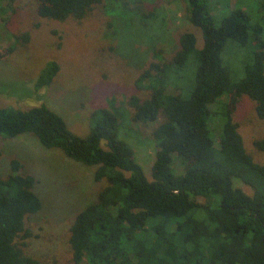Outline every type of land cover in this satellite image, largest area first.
Instances as JSON below:
<instances>
[{"label":"trees","instance_id":"1","mask_svg":"<svg viewBox=\"0 0 264 264\" xmlns=\"http://www.w3.org/2000/svg\"><path fill=\"white\" fill-rule=\"evenodd\" d=\"M35 2L40 17L59 22L80 21L99 8L107 18L105 34L115 42L108 49L123 60L129 57L120 49L121 34L141 30L150 40L146 26L157 17L145 10L153 0ZM258 2L264 17V0ZM186 3L189 21L202 31V47L183 33L166 58L151 41L150 61L142 62L134 81L141 93L130 95L126 109L111 104L93 110L86 135L72 132L44 104L0 106V137L32 135L44 148L93 167L94 182L103 184L68 230L72 264H264V163L247 153L235 121L243 96L264 120V28H251L238 8L218 18L215 0ZM28 36L22 35L24 42ZM228 41L255 45L236 82L221 58ZM58 71L56 62H47L34 90L49 87ZM127 115L131 123L153 125L150 177L119 136ZM253 147L264 152V138ZM37 183L17 160L0 166V264H41L25 251L27 221L43 208Z\"/></svg>","mask_w":264,"mask_h":264},{"label":"rangeland","instance_id":"2","mask_svg":"<svg viewBox=\"0 0 264 264\" xmlns=\"http://www.w3.org/2000/svg\"><path fill=\"white\" fill-rule=\"evenodd\" d=\"M215 2L218 18L226 16L229 9L238 8L249 16L251 28H264L258 0ZM36 5L35 0H0V106L29 109L44 104L81 136L88 133L93 110L111 104L126 109L130 95L141 93L134 81L143 70L142 62L150 61L147 51L151 41L166 58L177 49L183 33L195 36L197 49L203 44L201 29L189 21L186 0H153L145 5V10L155 11L157 16L146 26L150 40L141 30L121 34L120 49L135 63L109 51L115 42L105 34L107 18L99 8L80 21L59 22L40 17ZM25 33L29 35L27 42L22 39ZM254 46L251 42L242 48L233 41L227 42L221 58L231 82L242 78L243 66ZM49 61L59 66L56 77L49 87L34 90L33 81ZM122 119L119 136L132 148L136 161L150 177L156 151L150 137L153 125L131 123L128 115ZM235 121L247 153L255 162L264 163V152L253 147L254 140L264 138V120L256 117L254 103L246 96L237 106ZM11 160H17L25 171L36 176L43 200L41 212L27 221L30 236L25 251L41 264H72L68 230L103 186L93 180L95 169L67 158L57 149L44 148L28 134L12 139L0 137V166L5 169ZM234 185L251 193L238 181Z\"/></svg>","mask_w":264,"mask_h":264}]
</instances>
